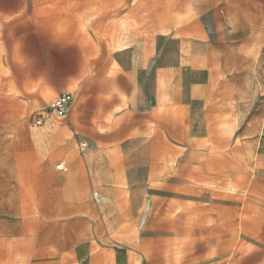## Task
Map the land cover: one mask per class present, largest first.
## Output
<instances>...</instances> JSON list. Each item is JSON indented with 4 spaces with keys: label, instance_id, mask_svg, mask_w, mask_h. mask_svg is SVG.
<instances>
[{
    "label": "rangeland",
    "instance_id": "rangeland-1",
    "mask_svg": "<svg viewBox=\"0 0 264 264\" xmlns=\"http://www.w3.org/2000/svg\"><path fill=\"white\" fill-rule=\"evenodd\" d=\"M0 21L19 25L0 29V264H264V0H29ZM131 64L157 119L130 136L138 205L86 160L122 144L78 152L44 109L63 68L75 101Z\"/></svg>",
    "mask_w": 264,
    "mask_h": 264
},
{
    "label": "crops",
    "instance_id": "crops-1",
    "mask_svg": "<svg viewBox=\"0 0 264 264\" xmlns=\"http://www.w3.org/2000/svg\"><path fill=\"white\" fill-rule=\"evenodd\" d=\"M28 4L29 0H0V15L10 17L17 15L24 12ZM18 27L17 21H0V29ZM67 77L66 69L63 68L62 94H70V92H64ZM145 77L146 75H142V71L138 70L135 64H131L127 69L110 77L81 76L79 78L81 80H78L75 86V94L79 96L75 101L72 96V107L70 105L69 111L62 121V132L68 134V141L78 143L98 140L99 142L122 144L121 151L94 149L90 151V155L86 156V160H89L90 169L95 175L94 180L98 183L116 184L123 182L131 191V205L142 204V202L136 198V193L140 189L138 186L140 179L130 171L132 169L130 136L133 129L139 126L140 119L142 123H152V119L157 122L155 114L147 109L151 100L148 88L151 86L146 85ZM54 92L57 93L58 88L55 87ZM101 105L102 110L100 109ZM100 111L103 118L112 115V121L115 125L108 126L106 121L100 125L94 123L93 119L99 116ZM125 119H131L133 122L129 124ZM101 126L107 128L106 131H103L104 127L103 130L100 129ZM114 158H118L119 162L115 163ZM60 163L64 165V161ZM64 167L67 170L65 165ZM252 177L253 186L259 183L264 184V145L261 146L258 159L254 164ZM164 199L166 201V198ZM153 221H157V218L155 217ZM154 227L156 232L162 230L151 225L148 226V229H154ZM148 237L146 236V239ZM160 238L162 237H155L154 242L160 244Z\"/></svg>",
    "mask_w": 264,
    "mask_h": 264
},
{
    "label": "built area",
    "instance_id": "built-area-1",
    "mask_svg": "<svg viewBox=\"0 0 264 264\" xmlns=\"http://www.w3.org/2000/svg\"><path fill=\"white\" fill-rule=\"evenodd\" d=\"M71 103H72L71 94L64 93L52 99L44 109H46L56 118H64L69 111ZM41 119H42V115L38 114L35 120V124L40 125ZM85 147H86V142L81 141L77 143L76 150L78 152H83L85 150ZM57 169L62 172L66 171V168L62 163L57 165Z\"/></svg>",
    "mask_w": 264,
    "mask_h": 264
}]
</instances>
